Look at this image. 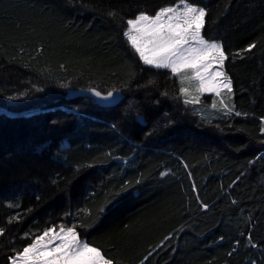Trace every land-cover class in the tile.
Here are the masks:
<instances>
[{
    "label": "trees",
    "instance_id": "1",
    "mask_svg": "<svg viewBox=\"0 0 264 264\" xmlns=\"http://www.w3.org/2000/svg\"><path fill=\"white\" fill-rule=\"evenodd\" d=\"M179 2L0 0V264L61 226L114 264H264V0H189L242 113L216 119L123 35Z\"/></svg>",
    "mask_w": 264,
    "mask_h": 264
},
{
    "label": "snow or ice",
    "instance_id": "2",
    "mask_svg": "<svg viewBox=\"0 0 264 264\" xmlns=\"http://www.w3.org/2000/svg\"><path fill=\"white\" fill-rule=\"evenodd\" d=\"M207 14L205 7L189 0H180L176 6L160 8L155 15L140 12L134 19L127 20V30L123 33L144 65L170 69L174 76L180 78V93L184 96L185 104L196 103L200 99L199 95L188 99L189 89L185 87V81L194 86L197 93L208 91L219 96L221 90L226 89L227 95L232 94V80L224 71L227 56L223 46L205 39L202 34ZM255 47V44H250L246 51ZM90 91L101 97L99 91ZM112 96L113 93L108 92L104 99ZM220 103L226 109V115L234 111V106L229 107L223 100ZM213 107H216L215 101ZM235 115L240 116L242 113L237 111ZM261 125L260 131L264 133V118L261 119ZM202 207L207 209L208 205L203 204ZM4 232L5 229L0 228V236ZM9 259L11 264H114L100 249L82 241L74 228L65 229L63 226L59 232L45 229L42 235Z\"/></svg>",
    "mask_w": 264,
    "mask_h": 264
},
{
    "label": "rangeland",
    "instance_id": "3",
    "mask_svg": "<svg viewBox=\"0 0 264 264\" xmlns=\"http://www.w3.org/2000/svg\"><path fill=\"white\" fill-rule=\"evenodd\" d=\"M179 3L172 5V6H176ZM168 7H171V6H168ZM214 67H218V65H214ZM161 69H167V68H161ZM224 71H225V62H224ZM179 80H180V78H179ZM185 87H187L189 89V96H188L189 100H192L195 96L199 95V97H200L199 101L196 103H189V105L192 106L201 117L209 118V119H216V118H223V117L229 116V115L234 114L236 112L234 109V111L232 113L226 115L225 114L226 109L220 103L221 100H223L226 104H228L229 107L233 106V104H234L233 88H232L231 96L227 95L226 89H222L221 94L219 96H217L214 92H208V91H205L203 93H197L195 91L194 86H190L187 81H185ZM183 98H184V96H183ZM214 101L216 103V107H213ZM60 228L61 227H59V228L52 227L50 229H54L55 232H59ZM64 228L67 229V228H72V227H64ZM81 240L86 242L84 239H81Z\"/></svg>",
    "mask_w": 264,
    "mask_h": 264
},
{
    "label": "water",
    "instance_id": "4",
    "mask_svg": "<svg viewBox=\"0 0 264 264\" xmlns=\"http://www.w3.org/2000/svg\"><path fill=\"white\" fill-rule=\"evenodd\" d=\"M90 89L94 88H79V89H71L68 92V97L69 98H74V97H85V98H90L93 100V102L101 107H113L118 105L122 100L125 98V94L122 90L120 89H115L111 90L109 92L113 93L112 97H108L107 99H104V97H107V93H104L98 89H95L96 91H99L101 93V97H97L94 95ZM138 120L145 125L146 121L143 115H138Z\"/></svg>",
    "mask_w": 264,
    "mask_h": 264
},
{
    "label": "bare ground",
    "instance_id": "5",
    "mask_svg": "<svg viewBox=\"0 0 264 264\" xmlns=\"http://www.w3.org/2000/svg\"><path fill=\"white\" fill-rule=\"evenodd\" d=\"M76 89H79V88H76ZM83 89H86V88H83ZM71 90V89H70ZM115 90V89H114ZM105 93V92H104ZM107 93V92H106ZM94 103V102H93ZM95 104V103H94ZM97 105V104H96ZM99 106V105H98ZM101 107V106H100ZM102 108H108V107H102Z\"/></svg>",
    "mask_w": 264,
    "mask_h": 264
}]
</instances>
